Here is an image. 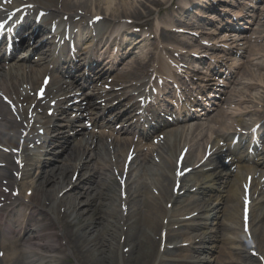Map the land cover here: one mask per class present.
Returning <instances> with one entry per match:
<instances>
[{"label": "bare ground", "instance_id": "6f19581e", "mask_svg": "<svg viewBox=\"0 0 264 264\" xmlns=\"http://www.w3.org/2000/svg\"><path fill=\"white\" fill-rule=\"evenodd\" d=\"M13 1L11 6L0 3V21L8 19L6 16L10 9L31 3L34 7L29 9L28 15L42 9L54 19L44 16L37 24L40 28H51L53 24L57 29L64 28V33L68 29L77 38H91L95 46L102 44L103 38L94 36L91 28H83L81 19L88 22L87 13L90 12L92 17L101 16L106 26L111 22L109 19L117 20L111 22L115 27L102 29L100 33L117 34V38L122 36L125 45L131 44L130 52L119 51L114 59L120 57L123 61L129 53L134 56L122 67L117 65L113 68L118 67L116 73L120 78L136 76L137 80L146 82L160 71L155 67V62L163 66L164 80L171 76L176 78V75L167 63L169 53L156 46L149 48L150 42L145 35L136 39L132 24L143 26L154 13L157 30L159 22L169 18L173 22H188L185 15L196 0ZM223 1L235 7L241 6L242 0ZM26 8H21L18 14H22ZM79 9L84 13H80ZM162 13V19L158 18ZM263 14L257 15L259 26L245 39L242 48L232 42L226 52L229 56H215L217 62L229 61L215 65L216 76L207 78L206 75L210 73L207 67L205 80L211 86H216L233 78L237 70L244 66L237 79L238 86L230 90L213 88L214 93H226V97L217 100L214 95L212 106L203 109L196 116L197 121L164 129L161 133L165 135L162 145L156 146L152 139L143 143L147 145L135 147V152L143 159H134L127 172L123 163L125 160L118 159L115 168L120 181L114 178V166L109 167L102 161L104 170L98 172L97 166L90 165L92 162L84 148L62 155L63 161L69 160L70 166L58 164L48 169L46 163L53 161L50 153L52 138L42 151L43 158L29 161L21 172L15 169V158L0 150V202L4 203L0 208L1 237L18 239L17 246L16 243L14 246V243L1 246L5 255L0 259V264H200L204 254L197 252L201 249L216 250L218 241L223 244L221 250L227 251L225 264H236L231 262L232 258L238 262L245 260L243 264H264V187L260 182L264 176L261 171L264 154L256 149L258 163L254 165L249 162L253 155L248 152L253 145V129L257 122H262L258 135L264 139L261 134L264 128V44L255 45L245 62L230 56L243 53L248 41L264 40ZM78 16H81L80 20H77ZM16 18L14 14V20H9L6 27L10 29L9 32H12ZM129 19L130 23L123 22ZM188 24L177 27L192 34L195 25ZM77 27H81L82 35L75 33ZM14 29L16 33L20 31L19 26H14ZM224 32L223 37H233L228 31ZM212 34H217V31ZM161 36H168L163 28ZM197 51L194 49V52ZM42 55L38 62L34 61L36 66L49 58L47 53ZM30 59L31 56L21 58L18 70L8 78H0L1 89L11 97L20 100L27 91L29 81L37 82L36 71L27 77L26 64ZM202 69L188 67L185 75L196 73L194 76H197ZM215 101L218 108H215ZM221 101H224L223 104ZM242 115L254 117L251 123H244ZM205 119L206 122L203 121ZM21 126L0 100V144L8 148L17 145L18 140L9 139L8 136H15ZM237 127L244 130L243 135H239L238 143L234 144ZM245 143H248L246 150L243 148ZM208 144L215 151L214 158L206 166L212 165L214 168L204 172V165L196 166ZM184 147L187 153L183 159L184 167L180 168L175 166L174 160ZM222 156L221 163L219 159ZM230 157L229 164H225ZM184 169L191 172L195 169L202 174L197 177L198 181H194L190 178L194 176H189L191 172L184 174ZM249 174L254 176L251 182L252 198L255 196L254 209L250 212L248 223L254 247L245 242L246 235L240 230L242 203L238 197L241 182ZM218 192L225 193L224 204L218 203ZM221 214L222 220L219 218ZM225 219L229 224L223 223ZM252 251L258 253V261L251 254ZM204 252L209 260L206 264H212V251Z\"/></svg>", "mask_w": 264, "mask_h": 264}, {"label": "snow or ice", "instance_id": "6c2138e0", "mask_svg": "<svg viewBox=\"0 0 264 264\" xmlns=\"http://www.w3.org/2000/svg\"><path fill=\"white\" fill-rule=\"evenodd\" d=\"M8 2H10V0H8ZM42 95V94H41Z\"/></svg>", "mask_w": 264, "mask_h": 264}]
</instances>
